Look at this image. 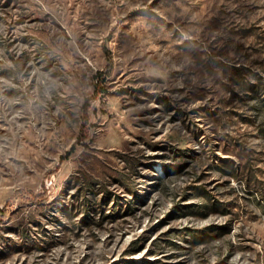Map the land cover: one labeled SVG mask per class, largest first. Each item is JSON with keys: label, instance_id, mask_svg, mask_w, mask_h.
Masks as SVG:
<instances>
[{"label": "rangeland", "instance_id": "obj_1", "mask_svg": "<svg viewBox=\"0 0 264 264\" xmlns=\"http://www.w3.org/2000/svg\"><path fill=\"white\" fill-rule=\"evenodd\" d=\"M0 264H264V0H0Z\"/></svg>", "mask_w": 264, "mask_h": 264}, {"label": "trees", "instance_id": "obj_2", "mask_svg": "<svg viewBox=\"0 0 264 264\" xmlns=\"http://www.w3.org/2000/svg\"><path fill=\"white\" fill-rule=\"evenodd\" d=\"M101 86L100 85H98V88H97V91H96V94H99L100 92H101Z\"/></svg>", "mask_w": 264, "mask_h": 264}]
</instances>
